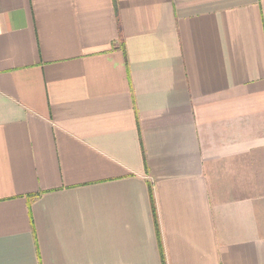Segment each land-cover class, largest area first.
Segmentation results:
<instances>
[{"label": "crops", "instance_id": "0c3cea01", "mask_svg": "<svg viewBox=\"0 0 264 264\" xmlns=\"http://www.w3.org/2000/svg\"><path fill=\"white\" fill-rule=\"evenodd\" d=\"M0 264H264V0H0Z\"/></svg>", "mask_w": 264, "mask_h": 264}, {"label": "trees", "instance_id": "16d2710c", "mask_svg": "<svg viewBox=\"0 0 264 264\" xmlns=\"http://www.w3.org/2000/svg\"><path fill=\"white\" fill-rule=\"evenodd\" d=\"M150 199H151L150 201H151V204H152V212H153V215L155 217L156 216L155 215V208H154V204H153V197H152L151 191H150ZM155 221H156V217H155ZM160 250H161V257L163 258L161 244H160Z\"/></svg>", "mask_w": 264, "mask_h": 264}]
</instances>
